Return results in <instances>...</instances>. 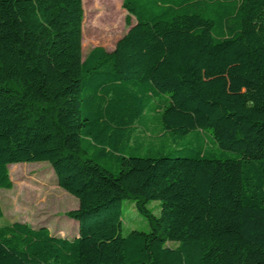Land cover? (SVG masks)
<instances>
[{
	"label": "trees",
	"instance_id": "obj_1",
	"mask_svg": "<svg viewBox=\"0 0 264 264\" xmlns=\"http://www.w3.org/2000/svg\"><path fill=\"white\" fill-rule=\"evenodd\" d=\"M123 6L84 57L83 0H0V190L48 162L79 200L72 239L0 226V264H264V0Z\"/></svg>",
	"mask_w": 264,
	"mask_h": 264
},
{
	"label": "rangeland",
	"instance_id": "obj_2",
	"mask_svg": "<svg viewBox=\"0 0 264 264\" xmlns=\"http://www.w3.org/2000/svg\"><path fill=\"white\" fill-rule=\"evenodd\" d=\"M98 3L101 6L112 5L115 10H118L120 31L115 37L102 29L103 24L101 20H98V15L101 12L96 9ZM83 8L84 57L96 46H102L108 51L113 50L117 41L136 24L135 17L124 8L123 0H83ZM105 14L106 12L103 16ZM102 20L103 23L105 20L108 22L110 17L102 18ZM84 24L86 28H84ZM140 134L148 138L149 133ZM150 138L153 137L150 136ZM193 145L196 144L189 146ZM168 148L175 149L176 146L171 143ZM9 171L13 187L0 190L4 212L3 216L0 217V226L20 221L31 224L35 228L46 226L53 235L60 237L72 239L78 235L79 223L77 220L68 217L67 213L78 208L79 200L60 187L53 168L48 162L14 163L9 166ZM150 206L154 207V213L158 215L160 212L158 203L153 202ZM123 222L125 234L132 230L150 229L147 218L141 215L130 201L124 202Z\"/></svg>",
	"mask_w": 264,
	"mask_h": 264
}]
</instances>
